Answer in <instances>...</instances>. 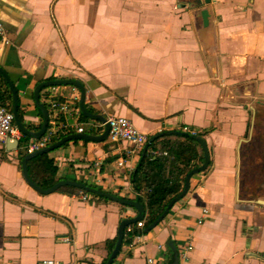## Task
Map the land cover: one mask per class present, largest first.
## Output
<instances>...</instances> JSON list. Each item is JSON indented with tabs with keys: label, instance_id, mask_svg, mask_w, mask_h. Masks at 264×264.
Instances as JSON below:
<instances>
[{
	"label": "crops",
	"instance_id": "0c3cea01",
	"mask_svg": "<svg viewBox=\"0 0 264 264\" xmlns=\"http://www.w3.org/2000/svg\"><path fill=\"white\" fill-rule=\"evenodd\" d=\"M208 7L215 78L194 25ZM0 23L12 38L0 43V67L28 131L42 124L36 87L75 80L91 115L124 118L147 141L185 128L205 141L206 172L190 179L187 195L155 229H125L113 264H170V245L188 248L182 264H264V207L257 205L264 202V111L221 99L224 88L250 82L259 83L255 99H264V0H0ZM52 88L39 92V104L53 122L50 104L71 105L72 87ZM58 119L68 129L45 148L79 135L71 119ZM97 124L79 114L83 135L101 136ZM28 140L10 153L0 144V264H105L120 223L135 210L84 192L75 197L71 187L37 194L21 175ZM127 148L71 141L42 156L55 170L52 186L82 183L134 201L141 153L118 167ZM140 206L144 223L143 197Z\"/></svg>",
	"mask_w": 264,
	"mask_h": 264
},
{
	"label": "water",
	"instance_id": "95a60500",
	"mask_svg": "<svg viewBox=\"0 0 264 264\" xmlns=\"http://www.w3.org/2000/svg\"><path fill=\"white\" fill-rule=\"evenodd\" d=\"M203 3L205 5H210L211 0H203ZM212 24V18H211V11L210 8L203 9L202 11L196 13L194 16V25L196 27V30L198 31V37L204 47L205 50V56L207 59L208 67L210 69V73L213 78L216 77V58L214 55V50L212 47V42L210 38V34L208 33V30ZM0 79L3 81L5 86L7 87L10 96H11V101H12V106H11V115L13 117V124L15 128L19 131L20 134L23 135V137L28 138V139H33V140H39L43 134L45 133L48 122H49V115L48 112L44 109L42 105L39 104V92L44 89V88H54V87H72L76 89L79 93V96H77L78 104H77V109L79 114L90 121L93 122H98L100 124L105 123V118H98L94 115L89 114L86 111V108L84 106V89L82 85L75 80H57V81H51V82H46L38 85L36 89L33 92V101L35 104L36 109L39 110L41 117H42V124L41 128L38 132L32 133L28 131L21 123L19 119V114H18V99H17V94L14 89V86L12 82L10 81L8 75L4 72V70L0 67ZM259 83L255 82H250V83H245L242 85L234 86V87H227L224 88L221 94V99L232 104H246V105H257L259 106L263 111H264V99H255V94H256V86ZM186 129V128H185ZM187 131H171V132H164L156 135L155 137H152L148 139L147 143L143 147L141 151V158L138 163L137 169L140 167V164L142 162L143 157L145 156V153L149 146L157 139L163 138V137H178V138H183L190 140L197 145L200 146L202 154H203V163L196 169L192 170L191 172L188 173V175L185 178L184 185H183V190L181 194L172 200L169 205L166 207L165 211L163 214L153 222L152 225H150L147 229L146 232H150L153 229H155L167 216L169 211L172 209V207L177 204L180 200H182L188 193L189 189V181L190 179L198 174L206 172L209 166V155H208V150L205 144L204 139L198 135L197 132L191 130V129H186ZM194 134V135H192ZM108 136V128L106 125L103 126L102 128V135L99 137H90L88 135H74L71 137H65L58 142L54 143L51 146H48L47 148L40 150L38 152H35L31 155L25 156V158L21 162V175L24 180V182L28 185L30 189H32L34 192H36L39 195H50L56 192L59 188L61 187H71L74 189H77L79 191H82L86 194L95 196L96 198L99 199H104L110 202H113L115 204L120 205L121 207L125 208H130L134 209L136 212V217L134 219L126 218L124 219L117 231V240L115 242V245L113 247L112 252L108 256L105 264H113L114 260L116 259L117 255L120 252L121 249V244H122V233L123 231L128 227V226H133L136 224L142 217V211H141V206H140V201L137 197L134 195V201H124L123 199L112 196L109 194H105L100 192L99 190H95L91 187L85 186L82 183H74L70 181H62L54 186H52L49 189H41L37 187L32 180L30 179L27 171V163L37 157H40L42 155H46L53 150H56L60 147H62L64 144L71 142V141H84V142H89L93 144L97 143H103L107 140ZM5 151L6 152H15L17 149L20 150L21 144L18 142H13L10 143L9 141H5ZM14 158L17 157V155H13ZM137 193L134 190V194ZM257 205L263 206L264 207V202L258 201ZM170 264H182L179 260V252L177 251L176 247L174 245H170Z\"/></svg>",
	"mask_w": 264,
	"mask_h": 264
},
{
	"label": "trees",
	"instance_id": "16d2710c",
	"mask_svg": "<svg viewBox=\"0 0 264 264\" xmlns=\"http://www.w3.org/2000/svg\"><path fill=\"white\" fill-rule=\"evenodd\" d=\"M6 105L9 106L8 111H11L10 93L0 79V106ZM202 162L200 146L187 139L170 136L159 138L150 145L140 167L132 175L135 191L143 192L146 204L145 228L152 225L169 203L181 194L186 176ZM27 168L36 186L48 189L54 184L55 170L46 156L29 161ZM70 191L75 197L85 196L83 192Z\"/></svg>",
	"mask_w": 264,
	"mask_h": 264
},
{
	"label": "built area",
	"instance_id": "2783aa9c",
	"mask_svg": "<svg viewBox=\"0 0 264 264\" xmlns=\"http://www.w3.org/2000/svg\"><path fill=\"white\" fill-rule=\"evenodd\" d=\"M12 42V38L5 31L3 25L0 23V43L1 44H10ZM53 91H56L57 88H52ZM71 96L69 94L68 98H65L66 101L71 103H57L53 102L50 104V111L52 113V117L54 118L53 122L49 121L47 129L43 136L39 140L29 139L23 148L26 155H31L35 152L43 150L47 145L52 143L54 140L58 139L59 134L66 128L63 123L58 119L60 116L67 117L73 121V127L76 129V133L81 135L83 134V129L79 125H77V120L79 118V113L76 109L77 103V95H75V89L71 88ZM106 125L108 128V136L107 142L110 144L116 143H125L128 145V148L124 150L122 159H119L117 162L118 167H122L125 164V161L132 162L137 155H139L142 151V148L147 143V138L138 132L133 125L126 119L121 117H110L105 119L104 124L98 123L95 127L96 130H102L103 126ZM68 129V128H66ZM184 131H187L184 129ZM194 135V134H192ZM22 139H24L23 135L19 133V131L15 128L13 124V117L11 112L8 111L6 107L0 106V144H4L5 141H9L10 143L18 142L21 144ZM152 155H155L153 153ZM101 164V161H97L94 166L98 168ZM135 197L141 201L143 197V192H137L134 194ZM82 201H87L85 198L81 199ZM205 215L206 212H203ZM144 223L142 221H138L133 227L137 229L143 228ZM132 226H128L126 231L129 232ZM68 242V240H65ZM188 258V248L184 246L179 251V260L181 263H184ZM42 264H57L51 261L44 262ZM146 264H157L152 259H147Z\"/></svg>",
	"mask_w": 264,
	"mask_h": 264
}]
</instances>
